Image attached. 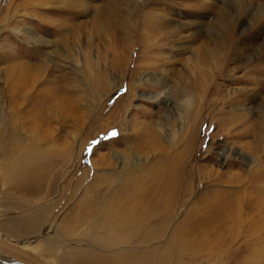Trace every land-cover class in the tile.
I'll return each instance as SVG.
<instances>
[{"label":"rangeland","instance_id":"374dc122","mask_svg":"<svg viewBox=\"0 0 264 264\" xmlns=\"http://www.w3.org/2000/svg\"><path fill=\"white\" fill-rule=\"evenodd\" d=\"M87 253L264 264V0H0V264Z\"/></svg>","mask_w":264,"mask_h":264},{"label":"snow or ice","instance_id":"6c2138e0","mask_svg":"<svg viewBox=\"0 0 264 264\" xmlns=\"http://www.w3.org/2000/svg\"><path fill=\"white\" fill-rule=\"evenodd\" d=\"M126 92H127V89L124 88L123 93H121V94H126ZM118 135H119L118 130L114 129L111 132L104 134L103 136H101L95 140L90 141L89 146L85 149L86 156H91V154L94 152L95 147L99 146V144H101L102 142L108 141L110 139H114V138L118 137ZM207 143H210V140ZM207 143L204 146L205 148H207Z\"/></svg>","mask_w":264,"mask_h":264},{"label":"bare ground","instance_id":"6f19581e","mask_svg":"<svg viewBox=\"0 0 264 264\" xmlns=\"http://www.w3.org/2000/svg\"><path fill=\"white\" fill-rule=\"evenodd\" d=\"M11 133H12V132H11ZM26 159H27V158H26ZM25 162H27V160H23V161H21V163H25ZM25 181H26V180H25ZM16 222H18V220H17ZM28 226H31V225H29V223H28ZM140 226H141V225H140ZM126 237H127V238H124V241H125V240H128V238H129L128 236H126ZM115 240H116V239H115ZM117 240H119V241H123V239H122L121 236H120ZM128 241H129V240H128ZM117 243H118V241H117ZM117 243H116V244H117ZM125 252H126V251H125ZM125 252H124V253H125ZM131 252H132V251H131ZM130 254H131V253H130ZM139 255H140V254H139ZM84 257H85V258H84L83 260L86 262L85 264H110V262H109L110 259L107 260L106 262H104L102 259H105V258H103V257H99V256H98V257L95 256V257H96V259H95L96 262H95L94 260L92 261V259H94V256H93L92 254H88V253H87V254L84 255ZM125 257H126V255H125ZM146 259H147V260H146L147 262H150V261H152L153 258L150 257L149 259H148V258H146ZM116 260H117V259H116ZM142 261H143V260H142ZM113 262H114V261H113ZM117 262H118V261H117ZM114 264H115V263H114ZM121 264H131V261H130L128 258H125V259L122 260Z\"/></svg>","mask_w":264,"mask_h":264}]
</instances>
